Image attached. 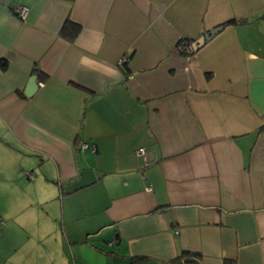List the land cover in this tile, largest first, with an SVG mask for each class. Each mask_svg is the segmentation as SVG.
Here are the masks:
<instances>
[{
	"label": "crops",
	"instance_id": "1",
	"mask_svg": "<svg viewBox=\"0 0 264 264\" xmlns=\"http://www.w3.org/2000/svg\"><path fill=\"white\" fill-rule=\"evenodd\" d=\"M4 60L0 264H264V0H0Z\"/></svg>",
	"mask_w": 264,
	"mask_h": 264
},
{
	"label": "trees",
	"instance_id": "2",
	"mask_svg": "<svg viewBox=\"0 0 264 264\" xmlns=\"http://www.w3.org/2000/svg\"><path fill=\"white\" fill-rule=\"evenodd\" d=\"M236 23L235 20H230V21H227L225 22L223 25L227 26V25H231V24H234ZM80 30V25L77 24V23H74L70 20H67L64 24V26L62 27V35L63 36H66V34H69L71 37H70V40H73L75 38V36L77 35V33L79 32ZM177 50L180 54L182 55H188V54H191L194 50L191 46V43L189 41H179L178 44H177ZM1 67L5 68L6 66V62L5 60L4 61H1L0 63ZM125 71V70H124ZM132 264H133V261H132ZM227 264H233V263H227Z\"/></svg>",
	"mask_w": 264,
	"mask_h": 264
},
{
	"label": "water",
	"instance_id": "3",
	"mask_svg": "<svg viewBox=\"0 0 264 264\" xmlns=\"http://www.w3.org/2000/svg\"><path fill=\"white\" fill-rule=\"evenodd\" d=\"M222 27H216L214 29H211L209 32L203 34L198 40L194 41L192 43V48L194 51L198 50L205 42L210 40L215 34H217ZM37 80L35 76H31L26 84L25 87V95L31 96L36 90H37Z\"/></svg>",
	"mask_w": 264,
	"mask_h": 264
},
{
	"label": "built area",
	"instance_id": "4",
	"mask_svg": "<svg viewBox=\"0 0 264 264\" xmlns=\"http://www.w3.org/2000/svg\"><path fill=\"white\" fill-rule=\"evenodd\" d=\"M14 12L16 13V15L20 18V19H24L27 15L28 9L25 6H18L14 8ZM124 61V60H122ZM121 61V62H122ZM37 86L41 87L43 86V83L38 81L37 82ZM79 150H88L91 153H95L96 152V146L94 144H88V143H81L79 146ZM144 149L140 148L138 149V155H144ZM28 177H31V175H29L28 173L26 174Z\"/></svg>",
	"mask_w": 264,
	"mask_h": 264
}]
</instances>
